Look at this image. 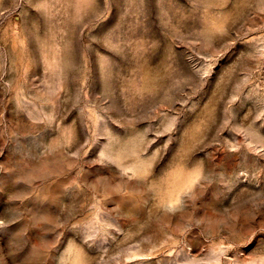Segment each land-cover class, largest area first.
Returning <instances> with one entry per match:
<instances>
[{"label": "rangeland", "instance_id": "1", "mask_svg": "<svg viewBox=\"0 0 264 264\" xmlns=\"http://www.w3.org/2000/svg\"><path fill=\"white\" fill-rule=\"evenodd\" d=\"M0 264H264V0H0Z\"/></svg>", "mask_w": 264, "mask_h": 264}]
</instances>
